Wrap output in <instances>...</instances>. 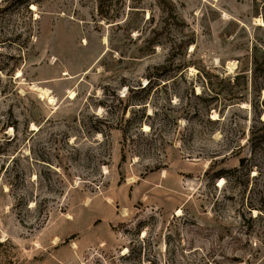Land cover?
Wrapping results in <instances>:
<instances>
[{"label":"rangeland","instance_id":"1","mask_svg":"<svg viewBox=\"0 0 264 264\" xmlns=\"http://www.w3.org/2000/svg\"><path fill=\"white\" fill-rule=\"evenodd\" d=\"M254 44L264 0H0V264H264Z\"/></svg>","mask_w":264,"mask_h":264},{"label":"trees","instance_id":"2","mask_svg":"<svg viewBox=\"0 0 264 264\" xmlns=\"http://www.w3.org/2000/svg\"><path fill=\"white\" fill-rule=\"evenodd\" d=\"M256 49H257L256 45L254 44L253 45L252 59H251L253 76H256L260 71H262L264 69V50H262L261 54H258ZM141 88H144V87H141ZM191 94H193L195 97L201 98V94H195L193 91ZM146 116L149 117V114H147ZM206 119L209 122H216L218 120L217 118H214V119L210 118L209 115H206ZM259 121L261 122V120H259ZM262 126H264V122L262 123ZM263 135L264 134H262L260 128H257V129L252 128V127L250 128L249 136L247 138V143H248V146H249L250 151H251L250 156H240L239 157L238 166L229 170L231 173H233V175H235V173H238V172L244 170V171H246V172H244V175L247 178H249L250 177V171H249L248 167H250V166H255L257 168V173L254 174L253 176H251L252 178H257V176L261 174V170H260V168H258V164L254 163V162L257 161V163H258V155L256 154V151L258 149H260V143L262 141L261 139L263 138ZM240 150H241V147H238L237 151L232 150L231 153L239 155ZM122 157H124V153H123ZM220 176H222V174ZM248 207L260 210L259 208H256V206H254L251 202L248 203Z\"/></svg>","mask_w":264,"mask_h":264},{"label":"bare ground","instance_id":"3","mask_svg":"<svg viewBox=\"0 0 264 264\" xmlns=\"http://www.w3.org/2000/svg\"><path fill=\"white\" fill-rule=\"evenodd\" d=\"M258 24L259 23H263L262 20L260 18L257 19ZM234 63H231V65H233ZM40 94L41 96H45L49 101H53V97L51 95L48 94V91L47 90H44V89H40ZM222 179H220L221 181ZM126 249V248H124Z\"/></svg>","mask_w":264,"mask_h":264}]
</instances>
